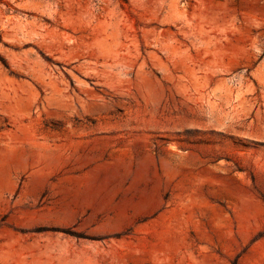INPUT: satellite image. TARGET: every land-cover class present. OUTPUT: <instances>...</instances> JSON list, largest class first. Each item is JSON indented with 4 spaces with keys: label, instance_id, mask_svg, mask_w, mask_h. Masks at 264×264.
I'll use <instances>...</instances> for the list:
<instances>
[{
    "label": "rangeland",
    "instance_id": "obj_1",
    "mask_svg": "<svg viewBox=\"0 0 264 264\" xmlns=\"http://www.w3.org/2000/svg\"><path fill=\"white\" fill-rule=\"evenodd\" d=\"M0 264H264V0H0Z\"/></svg>",
    "mask_w": 264,
    "mask_h": 264
}]
</instances>
